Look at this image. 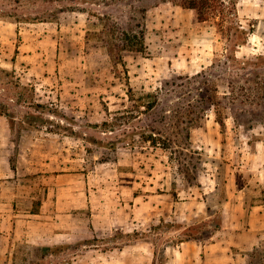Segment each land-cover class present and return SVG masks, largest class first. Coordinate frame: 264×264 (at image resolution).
<instances>
[{
    "label": "rangeland",
    "instance_id": "obj_1",
    "mask_svg": "<svg viewBox=\"0 0 264 264\" xmlns=\"http://www.w3.org/2000/svg\"><path fill=\"white\" fill-rule=\"evenodd\" d=\"M222 1L0 0V168L31 210L62 171L67 234L0 264H264V0Z\"/></svg>",
    "mask_w": 264,
    "mask_h": 264
},
{
    "label": "crops",
    "instance_id": "obj_2",
    "mask_svg": "<svg viewBox=\"0 0 264 264\" xmlns=\"http://www.w3.org/2000/svg\"><path fill=\"white\" fill-rule=\"evenodd\" d=\"M81 12L84 13V11ZM20 171L18 166H11L8 162L2 163L0 168V233L2 240L8 244L0 245V251H13L16 241L46 247L61 245L62 235L65 234L67 237L66 231H62V226H66V220H62V171L46 174L48 182L43 187V193L36 203V210H31L29 207L34 206L32 193H30V205H24L23 201L27 199H23V197L29 196V193L22 190L21 185L13 189L7 186L11 181L22 180ZM250 216H252L248 222L250 226L240 230V225H235L234 233L240 237L242 234L253 232L255 240L258 241H254L251 245L234 243L240 248L237 251H253L258 247V242L264 238V202L252 204ZM237 217L235 221L236 224H239L240 219ZM70 222L69 227L80 225L77 222ZM233 222L234 219L231 223ZM237 228L238 230H236ZM223 241L218 238L220 256H226L221 251V248H225ZM9 242H12L11 246ZM8 259L11 264V258L8 257ZM220 260L218 259V262Z\"/></svg>",
    "mask_w": 264,
    "mask_h": 264
},
{
    "label": "trees",
    "instance_id": "obj_3",
    "mask_svg": "<svg viewBox=\"0 0 264 264\" xmlns=\"http://www.w3.org/2000/svg\"><path fill=\"white\" fill-rule=\"evenodd\" d=\"M177 3L183 7L195 9L197 12L198 20L201 21L208 20L212 17L214 18L216 14L218 15L224 14L225 4L222 0H177ZM124 33H125L124 36L126 37V40H128V43H125V45L122 47L116 45V47H118L119 50L137 51V52H142L144 50L146 46L144 44L143 36L137 38L136 35H129L126 32ZM104 45L107 46L108 49L111 51V41L110 43L106 42ZM147 106H150V104H148ZM219 122L221 125L223 124L221 119H219ZM187 135H188V131H187ZM153 142H155L154 144L161 143V141L158 142L156 140H153ZM161 144L162 146H167L166 141L164 139L162 140ZM40 247H46V246H40Z\"/></svg>",
    "mask_w": 264,
    "mask_h": 264
}]
</instances>
